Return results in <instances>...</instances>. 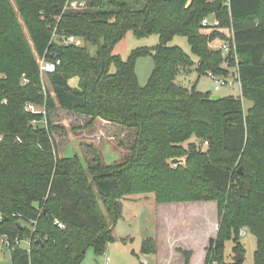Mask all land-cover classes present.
<instances>
[{
	"label": "trees",
	"instance_id": "16d2710c",
	"mask_svg": "<svg viewBox=\"0 0 264 264\" xmlns=\"http://www.w3.org/2000/svg\"><path fill=\"white\" fill-rule=\"evenodd\" d=\"M211 15L234 31L242 97L253 103L247 112L242 98L212 100L177 82L195 65L201 75L228 73L209 47L224 35L202 30ZM129 31L157 35L159 44L122 60L112 52ZM70 36L82 44H64ZM176 37L197 63L169 46ZM145 56L154 70L142 87L136 62ZM39 59L60 62L46 75L51 93ZM57 108L87 117L88 127L100 119L134 130L128 156L107 165L90 148L87 167L61 157ZM150 193L158 204L217 203L205 264H243L224 256L228 239L244 255L242 229L257 239L254 263L264 264V0H0V236L30 241L29 251L11 252L12 264H82L88 248L104 253L123 201ZM143 252L156 253L157 241L145 239ZM180 252L190 264L191 252Z\"/></svg>",
	"mask_w": 264,
	"mask_h": 264
},
{
	"label": "rangeland",
	"instance_id": "374dc122",
	"mask_svg": "<svg viewBox=\"0 0 264 264\" xmlns=\"http://www.w3.org/2000/svg\"><path fill=\"white\" fill-rule=\"evenodd\" d=\"M158 44L157 35L137 38L132 31H129L115 45L112 53L122 60H128L134 50L152 48ZM169 46L180 47L197 63L198 59L193 55L185 37L174 38ZM91 52L95 54V49H91ZM233 64L235 63L232 62V66L225 69L224 61L223 68L228 72L225 76L230 77L234 74ZM153 70V57L145 56L137 60L136 73L142 87L148 84ZM191 70L178 76L177 82L180 85L188 89L196 88L197 91L212 96L242 98L245 112L252 107L253 103L242 97L238 83H234L232 87L223 86L219 91L214 92L212 89L215 83L206 74L201 75L197 65ZM114 71L115 67L112 66L111 72ZM42 79L45 85L44 92L47 89V92L51 93L46 76ZM78 82L79 80L74 78L69 84L72 88H77ZM51 117L53 126L56 127L53 136L59 155L68 158L78 157L85 167H87L86 160L91 156L90 148L102 154L107 165H115L128 156L129 147L135 139V131L132 129L101 121L88 127L90 119L60 108L55 109ZM133 198L123 201L122 219L114 228V241L106 245L102 254H97L94 247L88 248L82 264H185V257L180 250H192L189 251L191 264L204 263L209 239L217 236L219 218L214 201L207 204L205 202L179 203L180 205L158 204L152 193L135 195ZM148 238L157 241L156 253L143 252V241ZM239 242L244 250L243 264H255L256 237L248 229H242ZM183 246L187 250H184ZM28 247L29 239H25L21 248L27 250ZM234 247L232 239L226 240L224 256L228 262L233 261L237 255ZM0 264H12L11 251L1 240Z\"/></svg>",
	"mask_w": 264,
	"mask_h": 264
},
{
	"label": "built area",
	"instance_id": "2783aa9c",
	"mask_svg": "<svg viewBox=\"0 0 264 264\" xmlns=\"http://www.w3.org/2000/svg\"><path fill=\"white\" fill-rule=\"evenodd\" d=\"M202 30L205 34H213L217 32L220 35H224L225 38L217 37L214 40L209 42V47L217 52H220L221 55L225 58V69H229L232 65V62L235 63L234 74L230 77L225 75H218L213 72H208L206 75L215 83L213 87V91L217 92L223 86H230L232 87L234 83H238L240 88H242V83L239 74V57L236 52V43L234 39V31L230 28H223L221 25V21L216 18L214 15L207 16L202 20ZM219 42V44H218ZM64 44H76L81 45L82 42L77 39L76 37L70 36L64 38ZM218 44V45H217ZM39 66L42 77L46 76L49 73H53L56 69L57 65H60V62L57 61L56 63L46 61L44 59H39ZM26 111L36 112V108L32 104H27ZM37 121H33V124H36ZM2 217L0 218V220ZM55 224L59 228H64V225L59 222L58 220L55 221ZM0 240L2 241L3 245L8 247L11 252H15L16 249L22 245L24 240L20 239L19 237L15 238L11 241L7 236H0ZM30 248V241L29 247Z\"/></svg>",
	"mask_w": 264,
	"mask_h": 264
},
{
	"label": "water",
	"instance_id": "95a60500",
	"mask_svg": "<svg viewBox=\"0 0 264 264\" xmlns=\"http://www.w3.org/2000/svg\"><path fill=\"white\" fill-rule=\"evenodd\" d=\"M213 4H215L217 7L221 6L223 3H224V0H212ZM223 97H220V96H212V100H220L222 99ZM185 163V159H173L172 160V164L177 166L179 164H184ZM234 262H237V263H240V262H243L244 261V255L241 254V253H238L234 259H233Z\"/></svg>",
	"mask_w": 264,
	"mask_h": 264
},
{
	"label": "crops",
	"instance_id": "0c3cea01",
	"mask_svg": "<svg viewBox=\"0 0 264 264\" xmlns=\"http://www.w3.org/2000/svg\"><path fill=\"white\" fill-rule=\"evenodd\" d=\"M190 71H192V70H190ZM97 121H101V122H104V123H106V124H111V123H108V122H105V121H102V120H100V119H98ZM96 121V122H97ZM133 197H135V196H132V197H129L128 199H126V200H132V199H134ZM206 204L207 203H209V202H205ZM216 203V202H215ZM177 205V204H176ZM180 205V204H179ZM183 205V204H182ZM192 205H194V204H192ZM216 206H217V203H216ZM123 210H124V205H123ZM186 211V210H185ZM218 225H219V221H218ZM219 227V226H218ZM217 232H218V228H217ZM169 237H171V235L169 236ZM211 239V238H210ZM209 239V240H210ZM170 240H172V238H170ZM206 247V246H205ZM183 249L184 250H187L184 246H183ZM188 251H192V250H188ZM175 252V251H174ZM207 255V254H206ZM205 259H206V256H205ZM185 262V261H184ZM192 262V261H191ZM191 264V263H190ZM203 264H205V260H204V263Z\"/></svg>",
	"mask_w": 264,
	"mask_h": 264
}]
</instances>
